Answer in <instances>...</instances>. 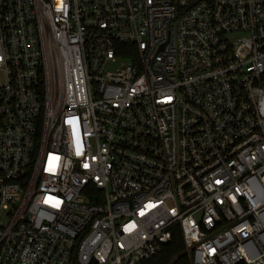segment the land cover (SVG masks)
<instances>
[{
    "label": "built area",
    "instance_id": "obj_1",
    "mask_svg": "<svg viewBox=\"0 0 264 264\" xmlns=\"http://www.w3.org/2000/svg\"><path fill=\"white\" fill-rule=\"evenodd\" d=\"M264 264V0H0V264Z\"/></svg>",
    "mask_w": 264,
    "mask_h": 264
},
{
    "label": "trees",
    "instance_id": "obj_2",
    "mask_svg": "<svg viewBox=\"0 0 264 264\" xmlns=\"http://www.w3.org/2000/svg\"><path fill=\"white\" fill-rule=\"evenodd\" d=\"M143 264H190V257L185 250L180 228L174 227L172 238L162 252Z\"/></svg>",
    "mask_w": 264,
    "mask_h": 264
}]
</instances>
